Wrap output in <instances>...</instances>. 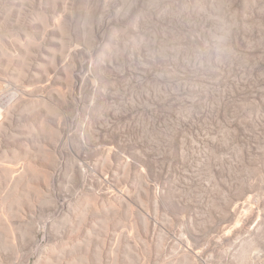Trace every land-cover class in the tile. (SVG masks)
Wrapping results in <instances>:
<instances>
[{"label":"rangeland","instance_id":"obj_1","mask_svg":"<svg viewBox=\"0 0 264 264\" xmlns=\"http://www.w3.org/2000/svg\"><path fill=\"white\" fill-rule=\"evenodd\" d=\"M0 94V264H264V0H0Z\"/></svg>","mask_w":264,"mask_h":264},{"label":"bare ground","instance_id":"obj_2","mask_svg":"<svg viewBox=\"0 0 264 264\" xmlns=\"http://www.w3.org/2000/svg\"><path fill=\"white\" fill-rule=\"evenodd\" d=\"M16 93H17V90H15V92L12 95H15ZM0 100H3V97L1 94H0ZM0 110H1V108H0Z\"/></svg>","mask_w":264,"mask_h":264}]
</instances>
